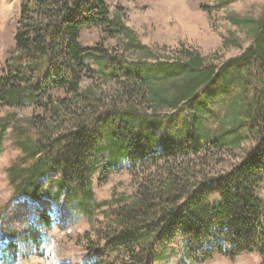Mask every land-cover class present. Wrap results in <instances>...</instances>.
I'll return each mask as SVG.
<instances>
[{
  "label": "trees",
  "instance_id": "1",
  "mask_svg": "<svg viewBox=\"0 0 264 264\" xmlns=\"http://www.w3.org/2000/svg\"><path fill=\"white\" fill-rule=\"evenodd\" d=\"M228 19L250 38L240 54L214 63L189 49L163 59L111 19L106 0H22L0 76V109H9L0 150L9 136L21 151L7 169L12 200L47 199L88 221L85 264H156L179 234L194 263L264 257V12ZM89 26L123 35L138 59L83 46ZM93 76L118 84L112 97L83 86ZM225 153L237 160L207 171ZM124 160L146 166L134 191L98 201L92 176ZM38 220L53 224L46 211Z\"/></svg>",
  "mask_w": 264,
  "mask_h": 264
},
{
  "label": "rangeland",
  "instance_id": "2",
  "mask_svg": "<svg viewBox=\"0 0 264 264\" xmlns=\"http://www.w3.org/2000/svg\"><path fill=\"white\" fill-rule=\"evenodd\" d=\"M106 2L111 19L118 18L137 41L152 50L156 58H175L180 51L190 49L214 63L240 54L250 44L246 30L232 24L228 19L229 14L259 17L264 12V0H238L220 9L215 7L216 0ZM21 3L22 0H0V76L4 74L5 63L16 46L15 33ZM80 42L85 47H101L113 55L138 59V54L129 50L123 35L111 36L108 30L99 26L85 27ZM155 59L147 60L144 64L153 66ZM88 85L102 90L108 99L118 84L93 76L83 81L84 87ZM7 111L8 108L0 109V116ZM32 111L31 107L17 110L20 116L30 115ZM165 113L167 116L174 115L173 110H165ZM156 133L159 137L162 130H156ZM20 154L21 151L7 136L0 150V264H85V234L89 231V223L83 216L47 199L37 202L28 198L12 200L14 187L8 179L7 169ZM236 160L232 153L215 156L207 171H223ZM130 165L124 160L118 169H104L102 166L92 176L98 201L132 194L134 179L137 178L135 172L142 175L146 166L144 162L142 165L136 164L137 170H134ZM261 197L264 200V188ZM39 211L50 214L53 220L51 226L38 220ZM156 264H264V257L257 252L235 258L215 254L206 261L194 263L186 255L183 237L179 234L165 246L163 260Z\"/></svg>",
  "mask_w": 264,
  "mask_h": 264
}]
</instances>
